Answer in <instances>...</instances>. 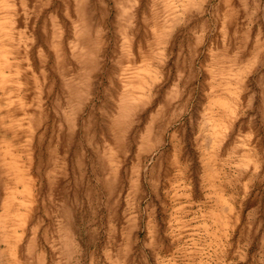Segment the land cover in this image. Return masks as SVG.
<instances>
[{
    "label": "rangeland",
    "instance_id": "rangeland-1",
    "mask_svg": "<svg viewBox=\"0 0 264 264\" xmlns=\"http://www.w3.org/2000/svg\"><path fill=\"white\" fill-rule=\"evenodd\" d=\"M18 1L0 5V264H264V0ZM140 71L157 79L120 120Z\"/></svg>",
    "mask_w": 264,
    "mask_h": 264
},
{
    "label": "bare ground",
    "instance_id": "bare-ground-1",
    "mask_svg": "<svg viewBox=\"0 0 264 264\" xmlns=\"http://www.w3.org/2000/svg\"><path fill=\"white\" fill-rule=\"evenodd\" d=\"M4 0H0V5H6L7 3H2ZM14 1V0H13ZM27 1V0H26ZM75 1V10L77 11V13L78 12H80L81 14H82V16H84V13H85V5H88V3H87V1L88 0H74ZM23 2L24 1H22V0H19L18 2H15V4H19L20 6H23V7H25L24 6V4H23ZM89 2V1H88ZM177 6V5H176ZM176 6H174V7H176ZM196 6V2H192V1H190L189 0V2H186V3H183V5H182V11L183 12H186V11H188V9H191L192 7H195ZM88 7V6H87ZM173 7V3H167V4H165V10L166 11H170V13H173L174 11H173V9L174 8H172ZM50 9V8H49ZM52 9H54V8H52ZM51 9V10H52ZM39 10L41 11V9L39 8ZM54 11V10H53ZM53 11H52V13H53ZM47 12V11H46ZM51 12V11H50ZM55 12V11H54ZM13 13H14V15H16L17 14V12H16V10H14L13 11ZM36 14H37V12H35ZM39 13H42V12H39ZM48 13V12H47ZM54 14V13H53ZM53 14H51V16L53 15ZM24 15H26V14H24ZM46 15V14H45ZM47 16V15H46ZM45 16V17H46ZM24 17V16H23ZM18 18V17H17ZM41 18V17H40ZM43 18H44V14H43ZM49 18H55V16H53V17H49ZM37 19V18H36ZM35 19V20H36ZM45 19V18H44ZM44 19H42L44 22H45V20ZM52 19V20H53ZM17 20V19H16ZM34 20V21H35ZM21 21H22V19H21ZM33 21V22H34ZM44 22H42L43 24H44ZM177 22V19L173 16V17H171V20H170V24H168V21H167V25H166V29L168 30V29H170V28H172L173 27V25L175 24ZM42 24V25H43ZM5 26V24L3 25V26H1L0 25V35H1V32H2V35L3 36H8V39H10V38H12V34H10V32H5V30H4V27ZM40 28H41V26H39ZM43 28L44 27H42V29H40V30H43ZM77 28V27H76ZM83 29H84V31H85V29L86 28H82V29H80L79 30V33L78 32H76V34H75V36L77 35V37L79 38V37H82V38H84V34H85V32L83 31ZM74 30V29H73ZM155 31H156V29H155ZM157 31H158V35H157V40H159V42H161L163 39H165L166 38V36H168L167 34H166V30H164V26L162 27V28H160V27H158L157 26ZM44 32V31H43ZM39 33V32H38ZM41 33V32H40ZM75 33V32H74ZM78 33V34H77ZM42 34V33H41ZM57 32H55L54 33V35H51V36H53V39H55L56 37H57ZM35 35H36V33H35ZM43 35V34H42ZM45 35V34H44ZM46 36V35H45ZM42 37V36H41ZM140 37H141V35H140ZM37 38V37H36ZM78 38H77V41H78ZM142 38V37H141ZM38 39V38H37ZM40 39V38H39ZM42 39V38H41ZM45 38H43V41H45L44 40ZM52 39V40H53ZM58 39V38H57ZM143 39V38H142ZM34 41V40H33ZM55 42V41H54ZM54 42H52L53 44H52V47H53V49H56V47H57V45H56V47H55V45H54ZM142 42V41H141ZM35 43H36V41H35ZM76 43V42H75ZM43 44V43H42ZM45 44V43H44ZM48 44V43H47ZM47 44H46V46H47ZM99 41H97V40H95L94 41V43H93V48L95 47V46H99ZM9 45V44H8ZM35 45V44H34ZM75 47V46H74ZM35 47L33 46V48L32 49H34ZM42 48V47H41ZM36 49V48H35ZM34 49V50H35ZM38 49H40V47H37V50ZM48 49V48H47ZM44 50V49H43ZM45 50H46V48H45ZM84 50H85V48H84ZM83 49H81V52L82 51H84ZM139 50H141V49H139ZM5 52H7V50L5 49V51H4V49H2V46H0V94L2 93L3 95H1L2 97L3 96H5V98H10V95L8 94V93H10V91H11V89H10V84H13V81H12V79L10 78L9 79V76H8V78H7V75L5 74V69H11L12 68V65H13V63L10 61V59H9V57L7 56V54H5ZM45 52V51H44ZM130 52H132L131 50H130ZM129 52V53H130ZM38 53H40L39 55H41V53H42V50H40V52H39V50H38ZM91 53V52H90ZM38 55V56H39ZM50 55V54H49ZM57 55V54H56ZM81 55V54H80ZM212 56V55H211ZM210 56V57H211ZM213 57V56H212ZM42 58H44V57H42ZM94 58V57H93ZM127 58V57H126ZM47 59V58H46ZM134 59H136L134 56L132 57V59L131 60H134ZM128 61V60H127ZM212 61V60H211ZM40 62V61H39ZM42 62H44V61H42ZM45 62H46V60H45ZM43 66H44V64H43ZM42 66V68L44 69V67ZM47 66V65H46ZM41 67V66H40ZM38 68V67H37ZM52 68V67H51ZM47 69V68H46ZM46 69H44L46 72H47V70ZM213 69H215V68H213ZM52 70V69H51ZM218 70V69H217ZM220 70V69H219ZM41 71V70H40ZM43 71V70H42ZM53 71V70H52ZM52 73V72H51ZM47 74H48V72H47ZM210 74V73H209ZM49 76V75H48ZM48 76H46V78L48 77ZM123 76V75H122ZM121 77V76H120ZM157 79V77H156V72H155V74L154 75H152V73H150V74H147V75H145V73L142 71H140V72H135V73H133L131 76H129V77H126L125 79L124 78H122L121 77V79H119V81H120V83H121V86H122V88H121V95L119 96V104H118V107H119V109H118V113H119V119L120 120H123V119H125V116L129 113V112H131V111H133V110H135L138 106H140L139 104L140 103H142L143 105L147 102V99L149 98L147 95H145V93L147 92V91H150L151 90V87H152V85H153V83L155 82V80ZM218 79V78H217ZM227 79V78H226ZM9 82H11L10 84H8ZM213 86V85H212ZM10 89V90H9ZM68 91V90H67ZM170 91V90H169ZM168 91V92H169ZM170 93H172L171 91H170ZM11 94V93H10ZM224 94V93H223ZM171 95V94H170ZM172 95H173V93H172ZM171 95V96H172ZM4 98V97H3ZM147 98V99H146ZM117 99V98H116ZM150 100V99H149ZM150 102V101H149ZM150 104V103H149ZM212 104H213V107L215 108H229V106H230V102H229V100L228 99H226V98H224V97H220V96H217L215 99H213L212 100ZM42 105V104H41ZM147 105H148V103H147ZM24 114V113H23ZM119 120V121H120ZM118 121V122H119ZM205 121H207V124H210L211 126V128L214 130V124L216 125V127H217V123L215 122V120H214V124L213 123H211V122H208V118H206L205 119ZM122 128H123V126L121 127V132H122ZM148 131V130H147ZM124 132V131H123ZM146 136V135H145ZM148 136V135H147ZM210 140V142H212V139H209ZM208 140V141H209ZM8 163V166H9V169H12V170H14L15 172H16V176H17V179H18V181L19 182H24L25 183V192L27 193V194H30V186H29V183L26 181V178H25V174L23 173V169H21L19 166H17L16 164H17V161L16 160H14V159H11L9 162H7Z\"/></svg>",
    "mask_w": 264,
    "mask_h": 264
}]
</instances>
